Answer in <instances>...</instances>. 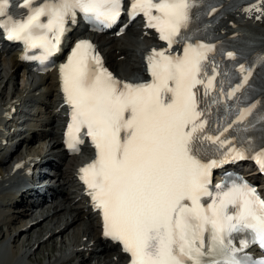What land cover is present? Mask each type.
Masks as SVG:
<instances>
[{
	"label": "snow or ice",
	"instance_id": "snow-or-ice-1",
	"mask_svg": "<svg viewBox=\"0 0 264 264\" xmlns=\"http://www.w3.org/2000/svg\"><path fill=\"white\" fill-rule=\"evenodd\" d=\"M8 3L0 0V32L26 50L41 49L38 58L46 60L61 50L77 13L111 26L123 0H23L27 12L20 19L10 16ZM195 3L131 0L129 16L143 15L168 46L146 57L151 82L121 83L90 42L74 45L59 70L71 108L66 143H81L82 130L91 138L96 159L80 169L81 179L102 212L104 236L122 244L130 264H264L244 252L252 244L264 249V198L232 178L210 189L214 168L246 158L244 149L222 139L232 124L219 135L208 134L209 121L199 107L197 85L204 86L205 96L214 86L216 67L213 75L205 71L214 46L186 42L183 55L166 54L188 39L182 30ZM227 55L234 58L233 52ZM240 71H247L246 82L250 69L241 64ZM250 112L240 110L232 123ZM206 144L215 146L219 158L205 161ZM261 147L254 158L264 170ZM239 233L244 236L237 247L233 234Z\"/></svg>",
	"mask_w": 264,
	"mask_h": 264
},
{
	"label": "bare ground",
	"instance_id": "bare-ground-1",
	"mask_svg": "<svg viewBox=\"0 0 264 264\" xmlns=\"http://www.w3.org/2000/svg\"><path fill=\"white\" fill-rule=\"evenodd\" d=\"M258 2L260 3V0H258L257 3ZM257 5L251 8H247V9H251V11H244L242 8L239 7L234 12V15H230L229 13H227L224 16V18L215 26V31L224 33L234 28H241L247 34L264 38L263 25L256 26L255 23L250 24V23L242 22L241 20L239 21L235 17L242 15V13H250V12H252L255 15H259V11L257 10L258 9ZM255 15H253L252 17L254 18ZM131 27L121 37H114L113 35L110 34L104 36L93 35L92 36L94 43L93 48L95 52L99 54L103 67L107 69L116 80L120 81L121 83L124 82L133 83V84L144 83L147 80H150L146 57L151 54L153 49L156 50L168 49V46L162 40H159L158 39L159 35L156 32L152 31L151 29L143 28L142 25L140 26L139 29H134ZM74 30H75V24H70L69 32H73ZM133 37H136V39H133ZM181 53H182V46H172V48L169 49L166 54L175 56V55H181ZM6 56L7 59L5 60L3 57ZM3 63L4 64L8 63L10 70H13L18 67L16 70L18 71L19 68H23V72L25 73L26 66H24L20 62L18 56L15 53H11L10 51L7 52L6 50H4V47H2V43H0V67H2ZM2 71H4V68H2ZM57 77H58L57 72L55 70L45 76H41L38 84L39 86L43 87L44 92H41L36 97V100L39 101L40 105L43 107L47 115H49L48 118L46 117L47 119L45 117L39 118L38 121L43 122L41 125L45 124L48 128L52 126L53 130L52 128L51 130H46L45 127L40 129L34 127L35 125L39 126V123L35 124L32 128L30 127L28 128V130H26L28 131V133H31V137L35 136L34 141L37 142L38 144L37 147L36 144H32V143L31 146H33V148L29 147L30 144L28 138H30V136L29 137L24 136L23 133L25 132L18 135L19 138L21 137L22 138L19 139L14 146L7 144L4 146L0 145V207L5 208L8 211L6 214L2 215L3 216L2 218H0V230H2V227L10 226V223L12 221H16L19 224H21L23 222L22 220H24V216H28V214H29L28 218L31 219L32 215L35 216L36 213L37 216H35V219L38 218L29 224L28 222H23L22 226L20 227L21 229L19 233L14 237L11 234L5 236V239H2L5 234L1 233L3 230L0 231V252L2 251L3 242L10 244L12 247L13 243L16 244L20 240L22 233L25 235V234H30L31 231L33 232L40 231L43 230L42 228L43 227L45 228V226L46 228H50V229L47 231L44 237L41 236V238L37 242V246L40 247V249L42 247L46 248L48 247L46 245L52 242L53 238L61 237L68 230H70L68 228L70 224H72L75 221L77 222L86 219L87 223H89L90 225L89 227L90 232L93 233V234L91 233L88 234V236L91 237L89 241L92 240V244L86 247L87 245L86 243L84 244V247L79 248V250H74L71 253L65 254V256L60 255L56 257L53 261H49L47 264H63L65 260H71L72 257L74 256L76 257L79 255H81L80 262L81 263L84 262V264H86L89 261L88 258L92 253H96L95 258H97L98 256L97 261L101 262L102 259V262L103 261L105 262L104 264H126L122 258V255L119 253L117 247L111 243L104 241L101 238L100 229L97 224V219L95 217V213L91 210V208L85 207L82 199L78 197L79 196L78 194H75L73 198L69 197L70 194H73L72 187L74 181V173L78 166V162L80 161V157H73L69 159L68 155H66V152L62 150L60 133L57 131L59 130V125L55 126V123L60 122V120L62 119L61 110H60L61 108L59 107L61 101L59 99V94H58L59 88H58ZM9 79L11 80L12 77ZM0 80H1L0 82H2V78ZM5 85H7V83H5ZM14 86L15 85H13V89H11L13 95L16 93L15 92L16 88H14ZM31 86L33 87L31 88ZM39 86H37L36 82L32 80L29 86V88H31V91L29 92L35 91L37 88H39ZM2 94L3 92H0V102L2 100H4V102L0 103V107L1 109L5 110L4 112H6L7 114L4 117H7L10 116L12 114V110L17 105L20 104V100H17L12 96L7 101V98L4 99L1 97ZM21 95L22 94L20 93V96ZM42 114L43 113L40 111L36 115V117H41ZM2 119L3 116L0 118V125ZM55 129L57 130L55 131ZM41 134H44L43 137H41ZM45 139L46 141H48L47 148L50 147L51 149V152L48 153L53 152L52 154L46 155L47 154L46 152L49 150L47 148H45L46 152L44 153V155H42V153L39 154L37 149H34V146L38 148V146H40L39 145L40 143H44L43 140ZM22 146L24 147V152L23 154H21L23 156L14 157ZM26 146L29 147L30 150L28 152L26 149V152H28L29 154L25 156ZM16 148L17 150H15ZM48 156L51 159V163L50 165L47 166H49L54 170L52 173V179L54 184L49 189L50 191L49 193H51L49 199L47 197H44L42 198V201L37 203L35 201L33 202L30 201L28 198H26V200L24 199V197L27 195L28 192L27 193H25L24 191L20 192V190L18 189L13 191H8L12 189L14 186L20 184L23 175L29 174L28 171L31 166L32 167L39 166L41 168L47 167L44 166V163L47 161ZM13 158H15L14 159L15 162L12 163L14 172L13 171L10 172V167L9 168L7 167L11 166L8 165V163L13 162ZM255 175H256V171L254 170H250L248 172V176L249 177L252 176L253 179H256ZM68 188H72L71 189L72 192H70ZM42 222L46 224L42 226L43 224ZM75 224L74 227L76 226ZM86 230L83 231L86 232ZM65 246H66V242L64 247ZM15 248H17V250L20 251L19 253L21 255V258L22 257L25 258L27 256L28 258H30V256L35 255V251L32 250V246L24 248L23 244L21 243L20 246L18 245ZM23 249H27V250L22 251ZM48 249H49L48 250L49 254L52 255L56 251L54 245L49 246ZM107 250L108 251L111 250L110 255H108V253L105 252ZM97 252L99 253L97 254ZM102 252H105L106 255H103Z\"/></svg>",
	"mask_w": 264,
	"mask_h": 264
},
{
	"label": "rangeland",
	"instance_id": "rangeland-1",
	"mask_svg": "<svg viewBox=\"0 0 264 264\" xmlns=\"http://www.w3.org/2000/svg\"><path fill=\"white\" fill-rule=\"evenodd\" d=\"M259 5H260L261 8L259 10L260 11L259 12V15L256 16L257 18H253L252 17L253 13H242V15L235 16V17L239 21L241 20L242 22H246V23H250V24L251 23L252 24L255 23L256 26H260V25H263L264 26V0H260V4ZM244 6H246V7H254L255 6V3L254 4L244 5ZM240 8H242L243 10H246L247 9L245 7H242V6H240ZM230 15H234V12L233 13H230ZM215 26H214V30H215ZM132 28L137 29V28H139V26L136 24ZM133 39H136V37H133ZM149 44H150V42H149ZM3 58L6 60L7 59V56L6 57H3ZM2 68H4V71H2ZM17 68H15L13 70H10L9 69V66H8V63H5V64L3 63L2 67H0V76H1L0 79L2 78V82H0V92H3V94H2L1 97L4 98V99L7 98V101L12 96L15 99L20 100V104L17 106L15 120L25 121V123L22 124V125H20V127H19L20 129H22V132H19V134H22L23 132H25V133H23L24 136H26V137H29L30 136V138H28L29 144H30L29 147H32L33 148V146H31V143L32 144H36V147L38 145L37 142L34 141L35 140V136L31 137V133H28V131H26V130H28V128H30V127L32 128L35 124H38V123H39V126L35 125L34 127H37L39 129L45 127L46 130H51V128L53 130V127L51 126V127L48 128L45 124L44 125H41L43 122H39L38 121L39 118H44V117L45 118L46 117L48 118L49 117V115H47V113L45 112V110L43 109V107L40 105L39 101L36 100V97L41 92H44L43 87L42 86H39V84L36 83V85L39 86V88H37L33 92H29V91H31V88L33 87V86H31V88H29L32 79H34L35 81H38L39 79L33 78L32 76L25 75V73L23 72V68H19L18 71H16ZM6 69H8V70H6ZM6 72H7V75H6ZM11 77H12L13 80L12 79L11 80L9 79ZM10 82H11V84H10ZM5 83H7V85H5ZM13 85H15L14 88H16V91H15L16 93L14 95L11 92L12 91L11 89H13ZM20 93L22 94L21 96H20ZM1 102H4V100H2ZM40 111L43 113L42 116L41 117H36V115ZM56 125H59V122L55 123V126ZM56 130L57 129H55V131ZM57 131L59 132V130H57ZM43 135L44 134H41V137H43ZM43 141H44V143H40L39 144L40 146H38V148H36L34 146V149H37V151L39 152V154L42 153V155H44V153L46 152V149L45 148H47V145H48V141H46V139L43 140ZM24 143H26V142H24ZM10 144H13V143H10ZM29 147H27V146L25 147V153H26L25 156L29 154L28 153L29 150H30ZM26 149H27L28 152H26ZM47 149H49V150L46 152L47 153L46 155L53 153V152L52 153H48V152H51L50 147H48ZM15 150H17V148ZM23 152H24V147L22 146L18 150V152L16 153V155L14 157L23 156V155H21V154H23ZM34 156H36V155H34ZM40 157H41V155H40ZM14 159L15 158H13V161H14ZM4 163H6V162H4ZM11 163H8V165H11ZM50 163H51V159L48 156V159L44 163V166L50 165ZM9 167L10 166H8L7 168H9ZM45 170L49 171L51 174L54 171L49 166H47ZM68 189H69L70 192H72V190H71L72 188H68ZM74 196H75V194H70L69 195V197H72V198ZM1 204H2V202H1ZM7 212H8L7 209L0 207V218H2L3 217L2 215L3 214H6ZM60 213H63V212H60ZM28 216H29V214H28ZM28 216H24V220L25 221L24 220H22V221L23 222H28V224H29V223H32L34 220L38 219V218L35 219V216H37L36 213H35V216L32 215V218L31 219L28 218ZM22 223L19 224L16 221H12L10 223V226L2 227V230L3 231L2 230H0V231H2L1 232L2 234H5L2 239H5V236L11 235V234H12L13 237L15 235H17L19 233L20 229H21L20 227L22 226ZM42 223H43L42 226H44L46 224L44 222H42ZM74 224L76 225L75 227H74ZM89 227H90V225H89V223H87V220L86 219H83V220H80V221H77V222L75 221L72 224H70V226H68V228L70 230H68L65 234H63V236H61L62 238L61 237H55V238H53V241L52 242H50V243H48L46 245L48 247L51 246V245H54V247L56 248L55 249L56 251L54 252L53 255L52 254H49L48 247H46V248L45 247H42L40 249V247L37 246L38 240L41 238V236L44 237L46 235L47 231L50 228H46V226H45L46 229L43 227L42 228L43 230H40V231H34V232L31 231L30 234H25V235L22 233L21 234L22 236L20 237V240L17 242L18 244L17 243L16 244H14V243L12 244V247H14V248H12L10 244L4 243V242L2 243L3 244L2 245L3 247H2V251L0 252V264H47L49 261H53L56 257H58L60 255L65 256V254L71 253L74 250H79V248L84 247V244H86V243H87L86 247L88 245L90 246L92 244V240L89 241V239L91 238L90 236H88V234L91 233ZM60 228H63V227H60ZM83 230H86V232H84ZM91 234H93V233H91ZM49 236H47V237H49ZM65 242H66V246L64 247ZM21 243L23 244L24 248H27V247H31L32 246V250L35 251V255L34 256L33 255L30 256V258H28V256L25 257V258H23V257L21 258V255L19 253L20 251H18L17 248H15L18 245L20 246ZM93 248H95V247H93ZM26 250L27 249H23L22 251H26ZM105 252L108 253V255H110L111 250L110 251L107 250ZM105 252H102V254L103 255H106ZM98 253L99 252H97V254ZM95 257H96V253H92L89 256V258H88L89 261L87 260L88 262L86 264H98V263L99 264H104L105 263L104 261L102 262V259H101V262L100 261L98 262L97 261L98 256H97V258H95ZM80 258H81V255L76 256V257L74 256V257L71 258V260H65V262L63 264H84V262H82V263L80 262Z\"/></svg>",
	"mask_w": 264,
	"mask_h": 264
}]
</instances>
